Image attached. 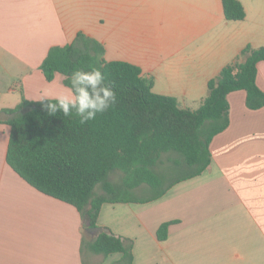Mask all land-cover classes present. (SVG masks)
<instances>
[{
	"label": "crops",
	"instance_id": "obj_1",
	"mask_svg": "<svg viewBox=\"0 0 264 264\" xmlns=\"http://www.w3.org/2000/svg\"><path fill=\"white\" fill-rule=\"evenodd\" d=\"M242 21H228L222 0H0V264H117L84 247L76 208L42 194L7 164L10 126L2 111L24 99L65 93L48 81L49 50L79 33L105 47L107 61L139 67L153 92L197 110L209 82L247 46L264 47V0H238ZM264 92V61L257 66ZM245 91L229 95L230 124L212 140L210 167L149 203H106L98 226L133 242V264H264V107ZM168 238L159 241L161 225Z\"/></svg>",
	"mask_w": 264,
	"mask_h": 264
},
{
	"label": "trees",
	"instance_id": "obj_2",
	"mask_svg": "<svg viewBox=\"0 0 264 264\" xmlns=\"http://www.w3.org/2000/svg\"><path fill=\"white\" fill-rule=\"evenodd\" d=\"M222 3L228 21L245 19L238 0ZM105 53L102 43L79 33L72 43L52 47L40 67L48 81L64 76L65 85L76 68H101L118 101L95 120L81 124L62 113L49 115L41 101L26 99L2 111L11 128L9 167L42 194L76 208L87 228L99 227L106 203H149L176 183L203 174L212 162V140L230 124L231 93L245 91L251 110L264 107V92L256 84L264 47L247 46L209 82L197 110L182 109L175 98L154 93V80L144 77L139 67L107 61ZM166 167L185 168L187 173L166 184ZM115 174L120 180L113 181ZM174 223L160 226L159 241L167 240ZM84 247L105 257L120 253L123 259L117 264H133V242L110 230L84 239Z\"/></svg>",
	"mask_w": 264,
	"mask_h": 264
},
{
	"label": "clouds",
	"instance_id": "obj_3",
	"mask_svg": "<svg viewBox=\"0 0 264 264\" xmlns=\"http://www.w3.org/2000/svg\"><path fill=\"white\" fill-rule=\"evenodd\" d=\"M65 93L49 96L42 94L39 101L49 115L62 113L64 117L79 118L81 124L93 121L113 107L118 96L101 68L89 66L87 70L74 69L67 77Z\"/></svg>",
	"mask_w": 264,
	"mask_h": 264
},
{
	"label": "rangeland",
	"instance_id": "obj_4",
	"mask_svg": "<svg viewBox=\"0 0 264 264\" xmlns=\"http://www.w3.org/2000/svg\"><path fill=\"white\" fill-rule=\"evenodd\" d=\"M163 172H164V178H165L164 182L166 184H168L169 182L173 181L174 179L186 174L187 169H185V168L176 169L173 167H166V168H164ZM112 177H113V181L120 180V175L115 174V175H112ZM98 192H99V189H98ZM148 194H145V193L141 194L140 193L139 196L148 195ZM88 240H90V237H88Z\"/></svg>",
	"mask_w": 264,
	"mask_h": 264
},
{
	"label": "water",
	"instance_id": "obj_5",
	"mask_svg": "<svg viewBox=\"0 0 264 264\" xmlns=\"http://www.w3.org/2000/svg\"><path fill=\"white\" fill-rule=\"evenodd\" d=\"M108 229L106 228H102V227H97V228H88L87 229V232L96 236L98 234H101V233H108Z\"/></svg>",
	"mask_w": 264,
	"mask_h": 264
}]
</instances>
